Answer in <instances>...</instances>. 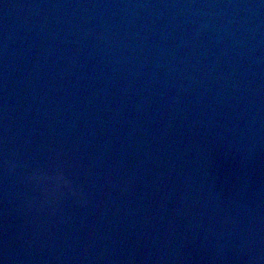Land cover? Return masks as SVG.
Wrapping results in <instances>:
<instances>
[{
  "label": "water",
  "instance_id": "water-1",
  "mask_svg": "<svg viewBox=\"0 0 264 264\" xmlns=\"http://www.w3.org/2000/svg\"><path fill=\"white\" fill-rule=\"evenodd\" d=\"M0 264H264V0H0Z\"/></svg>",
  "mask_w": 264,
  "mask_h": 264
}]
</instances>
